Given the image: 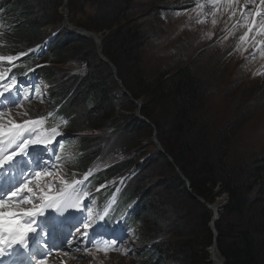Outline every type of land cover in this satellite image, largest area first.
Masks as SVG:
<instances>
[{
	"label": "trees",
	"instance_id": "16d2710c",
	"mask_svg": "<svg viewBox=\"0 0 264 264\" xmlns=\"http://www.w3.org/2000/svg\"><path fill=\"white\" fill-rule=\"evenodd\" d=\"M131 1L123 0L124 10L109 18V21L105 19V7L102 11L99 1L97 6H101V10L86 0H80L79 5L82 6L79 13H83L84 17L75 18L70 14L69 17L74 24L93 32L115 25L110 36L116 39L112 41L113 38H106L104 55L109 60L110 57L114 58L113 64L116 63V66L121 62V55L130 62L128 67L136 88L132 92L128 90L135 100L144 96L145 106L140 111L144 118L155 119L150 113L161 104L165 122L154 126L164 135L159 141L171 160L156 147L151 148V155L158 156L173 172L169 179L162 181L165 182V192L159 194L161 199L158 202H164L162 205L166 208L169 206L168 201L174 203L170 194H177L182 185H186L175 169L178 167L190 188V191L186 189L188 211L195 213L194 218L197 220L186 237L184 233L188 226L183 222L184 216H179V220L170 223L176 236L172 232L169 242L157 241L165 238V231L160 221L162 205H157V201L152 199V191L147 187L153 173L150 170L146 174L140 172L135 166L137 160L133 157L110 163L114 155L134 150L136 142L130 141L128 133L146 127L151 130V125L134 116L129 126L125 125L124 118L132 116V113H124L123 109L131 110L134 106H119L124 95L120 93L116 80L111 78L108 66H97L100 59L92 46L86 50L89 44L92 45L90 40L57 27L58 33L50 40L43 54L29 52L34 45L44 42L48 37L47 24L58 23L55 13H50L56 4L48 6L54 0H0V55L28 53L16 61L3 63L8 76H15L18 70L26 71L24 66H35L33 73L49 82L46 102L51 108L52 105L58 106L59 118L66 123L64 130L71 133L97 130L103 134L109 131L113 133L110 142L100 146L86 137L79 136V142L74 145L72 138H66V145H72L68 148L66 163L75 167L70 176H85L83 182L88 183L89 189L109 181L93 192V199L99 213L103 214L102 221L107 219L110 225H116L122 220V225L136 228V239L141 247L134 258L130 257L133 264H218L219 260L222 264H264V159L259 156L257 160L240 165L238 170L216 174L218 165L223 167L226 157L231 153L223 148L216 150L222 138L214 142L215 136L210 137L203 128L205 115L202 113L199 118L195 117L194 106L197 108L196 101L201 95L200 80L186 64L171 72L157 70L156 76L146 81L141 68L142 37L145 34L129 16ZM185 2L188 9L194 5L191 0ZM185 6L179 7L185 10ZM74 64L81 66L77 67L76 73L67 74L65 79L62 71H58L55 66ZM191 130L195 132L192 141L185 138V134ZM168 131L180 135L183 140L178 143L167 138ZM196 144L202 149L199 156L195 153ZM201 144H204V149ZM71 151L73 154L70 156ZM235 159L238 160L237 157ZM121 174H124L125 181L123 177L115 178ZM66 178L71 179L68 176ZM254 187L257 191L250 195ZM221 193L226 194L227 202L212 227V212L200 199L213 202ZM230 216L233 219L227 221L226 218ZM177 231L183 232L181 238ZM214 245L218 250H215Z\"/></svg>",
	"mask_w": 264,
	"mask_h": 264
},
{
	"label": "rangeland",
	"instance_id": "374dc122",
	"mask_svg": "<svg viewBox=\"0 0 264 264\" xmlns=\"http://www.w3.org/2000/svg\"><path fill=\"white\" fill-rule=\"evenodd\" d=\"M86 1L91 3L92 6H97V2L99 1L102 6V11L105 7L104 10L107 13L105 19L108 21L109 18L111 19L112 16H117L125 8L123 0ZM180 1L181 0L131 1L129 16L136 23L135 25L138 28H141L145 34L142 37L143 44L141 47V55L143 62L141 68L144 71L146 81H148L151 80L150 78L156 76L155 72L157 70H160L161 72H164L165 70L171 72L180 65L188 64L194 75L200 80L202 86L199 90L201 92L200 99H197L196 101L197 108L194 106V113L197 115L195 117L199 118L203 113L206 121L204 126L203 124L202 126L206 130V133L210 137L215 136L213 141L216 143L222 138V141L220 142L221 145H218L216 150L223 148L229 150L231 153L230 156L226 157L224 166L222 167L218 165L216 168L217 175L226 174L229 171L238 170L240 165H243L244 163L257 160L259 156L264 159V55H261L264 48L260 46V43L253 44L251 42V36L256 35L257 41H262V38L264 41V37L259 36L254 30L249 38L242 42L239 40V37L248 29L244 26L243 21L237 25L238 18L241 14V5L245 10H254L259 3L254 5L252 0H249L247 4H244L243 0H241V5L233 3L236 12L235 15H232L231 8L226 10L225 0H218V3L215 4L213 3V0H191L194 2V5L189 9L185 6L188 1L183 4L179 3ZM55 4L56 7L50 13H55L54 15L57 16L55 21L58 20V23L56 22L57 24L55 25L47 24L46 27L48 28H46V32L50 34L52 32L58 33L59 30H57V27L64 31H75L74 29H68V27L63 25V15L66 13L69 25L80 27L84 29L85 32H92L95 36H99L98 45L100 46V51L97 43L90 36H85V38L90 40L92 44H89V47H87L86 50L92 46V50L100 59V63L97 62V66L103 67V64L108 66L111 78L116 80L117 85L121 90L120 93L124 95V99L119 106L122 105L123 108H130L131 105L134 106V109L131 110L123 109L124 113H129V115L130 112L132 113V116L124 118L125 125L129 126V122H131L130 120L133 116L136 118L143 117L140 111L145 106L143 102L145 101L144 96L135 100L131 95V92L136 88V85H133L135 84V81L133 82L131 77L132 72L128 67L130 62L121 55V65L118 63L116 66V63L113 64V60H115L114 58L110 57V60H112L111 62L104 55V52L106 51V47L104 46L106 38H113L112 41L116 39V37L110 36L116 26L114 25L111 28H103L97 32L89 31L83 26L74 24L69 17V14L75 18L84 17L83 13H79L82 6L79 5L80 0H54V2H50V4L48 3V6ZM101 6L98 5V8H95L101 10ZM179 6H185L186 9L181 10ZM91 9L92 7L90 6L89 10ZM96 16L98 15H95V17ZM214 19L216 20L215 24H213ZM125 22L126 20L123 21V23ZM234 25L237 26L233 27ZM258 27L259 25H257V28ZM209 33H211V36H209ZM41 45H43V43ZM34 46L32 50H36V47ZM102 56L109 60V62H106L104 58L102 59ZM55 66L59 69L58 71H62L65 75L63 78L65 79L67 78V74L76 73L77 67L81 65ZM104 73L108 76L107 71ZM126 80H128L130 86L127 84ZM45 87L46 85L43 83L42 88L45 89ZM122 89H124V91ZM250 93L255 94L249 95ZM160 105L156 106V104H154L156 107L150 113V116H153V118L154 116L156 117L155 119H142L151 125V130L146 127L143 130H133L127 134V136L130 137V141L136 142L134 150H132L131 153L116 154L110 159L111 163L114 160L123 161L129 157H133L134 160H137L135 166L140 169V172L146 174L150 170V172L153 173V177L149 178L150 182L147 187L152 191V199L157 201L159 207L164 203L158 202V199H161L159 194L165 192L163 189L165 182L162 183V181L169 179L173 172L171 171L172 169H168L167 166L163 164L158 156L151 155V148L156 147L151 137L154 136L156 141L160 144L161 138L164 136L154 126L155 124H160L159 122H165V118L162 115L164 110L160 108ZM151 108L153 107L151 106ZM147 132L150 134L147 135ZM73 135L76 137L74 139V144L79 142L78 137L81 136L92 140V142H95L98 146L110 142V137H113V133L110 131L107 134H103L98 130L96 132H74ZM61 136L62 135L59 137ZM194 137V130L185 134L187 140L192 141ZM117 138L119 137L117 136ZM167 138L177 141L178 143L183 140L180 135L173 131H168ZM141 139L143 140L139 142ZM201 145L204 149V144ZM58 149H61V147H58ZM162 150L163 152L160 153L167 155L163 148ZM201 150L202 149L196 144V155L199 156ZM70 154H73V152ZM108 155H111V153ZM235 157H237L238 160H236ZM169 159L171 160L170 156ZM226 164L227 166H225ZM50 167L55 168L54 171L56 172L57 178L59 177L60 179V177L63 176L64 171L62 168H59L61 167L59 161H57V166L54 162H51ZM175 169L178 170V167H175ZM232 173L235 176V173ZM57 178L54 177L51 180L55 181L53 187L54 193L63 187L62 183ZM123 181H125V176H123ZM86 188L87 185H84L80 189L79 197L83 196L85 192L90 194ZM186 189L190 191V188L187 185L184 184V187L182 185V189H180L177 194H170V199L173 200L174 203L168 201L169 206L167 205L166 208H164L162 205V208H160L162 211L160 212V221L165 231V238H160L157 241L164 242L166 240L169 242L171 240L172 232H174V235L176 236L175 229L171 228L170 223L174 220H179V216H184L183 222L188 226L184 236L186 233H190V230H192L190 229L191 226L193 228L195 227L197 220L194 218L195 213L188 211V194L186 193ZM68 191L70 192V189ZM256 191L257 188L254 187L250 192V195H254ZM70 193L76 195L77 190H72ZM200 200L205 207L211 210L213 216V211L211 209L212 206L210 205L213 204L215 207L221 206L222 203L225 205L227 197L225 193H221L214 198L213 202H205L203 199ZM84 201L85 200H82L81 202ZM36 202L40 203L41 201ZM85 205L87 209L86 217L88 218V223L93 225L94 206H89L88 204ZM221 210L218 211L216 217H218ZM47 211L46 221L48 222L52 221L56 216L60 217L67 215L69 219L71 213L70 208L66 207H62L60 211H56L55 209H47ZM232 219L233 216L226 218L227 221H231ZM83 231L84 229L82 226L77 224L73 233L75 236H79ZM181 233L183 232L177 231V235L180 234L178 235L180 238L183 235ZM117 235L119 242L118 249H122V251H130L132 246L136 248L139 247V243L136 241L134 242L128 232L117 231ZM13 250L14 248L6 251L11 253ZM75 252V254L72 253L70 255L71 258L68 261L69 264L134 263L131 258L117 256L114 253L108 254L96 252L94 249H92V251L84 250L81 252L80 248H78ZM61 254H63V251H61ZM218 264H220V260Z\"/></svg>",
	"mask_w": 264,
	"mask_h": 264
},
{
	"label": "snow or ice",
	"instance_id": "6c2138e0",
	"mask_svg": "<svg viewBox=\"0 0 264 264\" xmlns=\"http://www.w3.org/2000/svg\"><path fill=\"white\" fill-rule=\"evenodd\" d=\"M247 4L249 0H243ZM213 3H218V0H213ZM233 3L241 5V0H225L226 10L232 9L231 14L235 15L236 9ZM244 22L247 31L239 37V40L246 41L250 34L254 32L259 36L264 37V0L254 10H245L241 5V14L238 18L237 25ZM216 20H213V24ZM234 25L233 27H236ZM257 25L259 27L257 28ZM211 36V33H209ZM227 38V37H225ZM253 44L260 43L264 48V41H257L256 35L251 36ZM39 47V46H38ZM239 47V46H238ZM34 50L29 49V52ZM28 53L21 52L18 56L0 55V61L13 62L19 59L20 56H25ZM264 55V51L261 52ZM11 80L10 83L4 82L6 77L4 73H0V97L6 93L14 92L19 86L18 79L15 76L7 77ZM15 97H13V101ZM13 101H2L0 103H13ZM9 114L0 112V118ZM43 121V118L25 119L22 122H17L13 119H7L6 122L0 120V177L7 174V170L17 161L26 164L29 171L23 169L18 173L20 180H17L11 188L6 189L5 193H0V257L8 254L6 250H11L15 246H19L24 250L29 248V233L37 231L35 218L43 216L46 209H55L60 211L62 207L76 208L82 207L81 201L88 197L85 192L83 196L73 197L68 191L73 188V185L78 183L73 181L68 184L61 181L64 185L59 191L53 192L55 181H48V177L52 173L48 170H35L34 174L31 169L35 166L38 169H47L51 166V157L55 156V149L50 156L43 158L35 154V146H40L47 152L50 146L57 143L56 137L61 133L56 128L51 130L49 136L41 138L36 135L37 127ZM35 184V188L32 185ZM36 201H41L37 203ZM25 205H30L25 207ZM25 218H30V222ZM90 223L83 224L82 236L86 239L91 228ZM115 243V241L113 242ZM32 255V254H30ZM35 264H47V257L36 258Z\"/></svg>",
	"mask_w": 264,
	"mask_h": 264
},
{
	"label": "water",
	"instance_id": "95a60500",
	"mask_svg": "<svg viewBox=\"0 0 264 264\" xmlns=\"http://www.w3.org/2000/svg\"><path fill=\"white\" fill-rule=\"evenodd\" d=\"M63 16H64V19L62 20L63 25H65L66 27H68V29H71V28L74 29V30H75V33H76L77 35H80V36H83V37H85V36H87V37H88V36L92 37V38L94 39V41L97 43V45H98V37H99V36H95V34L92 33V32H85V30L82 29V28H80V27H76V26H73V25H69V24H68V21H67V14L65 13ZM89 33H90V34H89ZM98 49H99V51H100V46H99V45H98ZM101 58H102V59L104 58V60H106V62H109V60H107L104 56H102ZM121 88H122V86H121ZM122 90L124 91V89H122ZM139 103H140V102H139ZM141 118L144 119V117H141ZM151 139L154 141V143H155L156 148L158 149V151H159V152H163L161 145L159 144L158 141H156V139L154 138V136L151 137ZM167 157H168V159H169V156H167ZM169 160H170V159H169ZM176 170H177V169H176ZM177 172H178V174L180 175V177L183 178V180H185L186 185L188 186L187 179H186V178H185V177L179 172V170H177ZM210 206H212L211 209H212V211H213V216H212V227H213L214 220L216 219L215 217H216L218 211L221 210V208H222L224 205H223V203H222L221 206H219V207H215V206H213V204L210 205ZM214 247H215V250H217L215 245H214ZM220 264H222V262H220Z\"/></svg>",
	"mask_w": 264,
	"mask_h": 264
},
{
	"label": "bare ground",
	"instance_id": "6f19581e",
	"mask_svg": "<svg viewBox=\"0 0 264 264\" xmlns=\"http://www.w3.org/2000/svg\"><path fill=\"white\" fill-rule=\"evenodd\" d=\"M185 2V0H181L179 3H184ZM252 2L254 3V5H256V4H258V3H260V0H252ZM242 3V2H241ZM0 101H2L1 99H0ZM219 200H221V199H219ZM51 229V228H50ZM54 228H52V230H53ZM52 230H48V228H46L45 229V231L44 232H47V231H52Z\"/></svg>",
	"mask_w": 264,
	"mask_h": 264
}]
</instances>
